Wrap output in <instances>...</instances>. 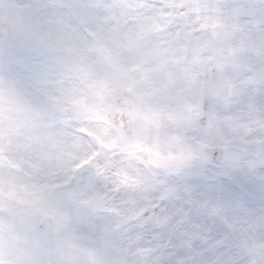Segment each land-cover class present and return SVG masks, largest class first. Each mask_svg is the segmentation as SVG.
Here are the masks:
<instances>
[{
    "label": "clouds",
    "instance_id": "clouds-1",
    "mask_svg": "<svg viewBox=\"0 0 264 264\" xmlns=\"http://www.w3.org/2000/svg\"><path fill=\"white\" fill-rule=\"evenodd\" d=\"M0 264H264V0H0Z\"/></svg>",
    "mask_w": 264,
    "mask_h": 264
}]
</instances>
